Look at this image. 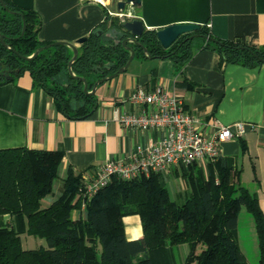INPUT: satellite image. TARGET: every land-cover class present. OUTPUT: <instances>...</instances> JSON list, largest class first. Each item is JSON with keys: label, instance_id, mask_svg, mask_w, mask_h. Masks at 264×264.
Listing matches in <instances>:
<instances>
[{"label": "trees", "instance_id": "16d2710c", "mask_svg": "<svg viewBox=\"0 0 264 264\" xmlns=\"http://www.w3.org/2000/svg\"><path fill=\"white\" fill-rule=\"evenodd\" d=\"M3 1L0 34L9 47L0 42V71H4L0 79L29 71L33 85L47 92L56 110L71 119L89 117L98 101L95 93L83 91L79 76L86 78L90 90L95 81L125 64L129 50L116 42L118 37L106 34L120 28V19L106 16L99 26L102 32L91 31L79 45L71 65L74 77L68 71L73 52L65 44L45 47L32 59L19 55H31L49 42L38 37L41 18L34 9ZM193 33L205 39L203 46L214 49L221 62L244 66L264 62V45L216 37L206 25L182 33L168 47L161 45L156 29H145L137 39L151 57L171 59L178 71L195 51L194 37L188 38ZM130 46L134 59L148 57L141 45ZM179 84L193 87L186 81ZM240 143L246 151L244 140ZM63 155L62 149L0 148V264H178L175 248L184 243L188 252L181 264H248L238 242L242 206L254 222L257 264H264V214L257 193L241 184V169L233 156L220 154L204 163L174 165L172 173L189 189L181 203L170 197L167 176L150 172L130 178L113 176L86 198L82 208L83 173L67 167L60 194L41 207V199L52 192L59 176ZM131 214L139 215L142 226V236L135 239L126 237L123 222ZM24 232L44 237L48 246L24 249L20 239Z\"/></svg>", "mask_w": 264, "mask_h": 264}, {"label": "crops", "instance_id": "0c3cea01", "mask_svg": "<svg viewBox=\"0 0 264 264\" xmlns=\"http://www.w3.org/2000/svg\"><path fill=\"white\" fill-rule=\"evenodd\" d=\"M9 1L39 14V39L73 42L78 47L76 40L98 29L106 16L120 19L117 0ZM126 13L140 18L145 29L197 23L206 25L219 38L264 45V0H141L140 5L129 7ZM204 43L203 37L194 41L191 59L178 71L171 59L153 57L136 59L138 65L130 69L133 58L124 72L98 83L97 106L89 117L81 119L68 118L56 110L47 92L33 85L29 71L13 79L6 77V81L0 79V148L62 149L58 176L61 181L57 185L61 191L60 171L65 175L67 167L90 174L106 160L124 158L158 136L154 129L122 125L118 115L140 110L141 106L127 100L136 87H161L180 95L186 108L208 128L237 120L245 122L244 135L222 141L220 154L233 156L237 164V157L242 154L240 177L247 162L250 174L244 181L250 185L241 184L257 193L264 214V62L254 66L221 62L219 54ZM182 81L193 87L179 84ZM241 139L247 146L244 152ZM173 167L164 174L172 173ZM50 194V202L58 196L53 191ZM123 222L128 239L142 236L138 214L124 216ZM177 249L184 250L183 244Z\"/></svg>", "mask_w": 264, "mask_h": 264}, {"label": "built area", "instance_id": "2783aa9c", "mask_svg": "<svg viewBox=\"0 0 264 264\" xmlns=\"http://www.w3.org/2000/svg\"><path fill=\"white\" fill-rule=\"evenodd\" d=\"M127 100L141 108L137 112H121L118 121L127 127L154 129L158 136L124 158L108 159L92 173L83 175L85 199L82 208L86 198L105 186L113 176L130 178L150 172L165 173L173 165L204 163L220 155L222 141L242 137L246 132V124L241 120L208 128L186 108L180 95L168 93L161 87L147 90L138 86Z\"/></svg>", "mask_w": 264, "mask_h": 264}, {"label": "water", "instance_id": "95a60500", "mask_svg": "<svg viewBox=\"0 0 264 264\" xmlns=\"http://www.w3.org/2000/svg\"><path fill=\"white\" fill-rule=\"evenodd\" d=\"M0 2L2 5H4L3 0H0ZM140 3H141V0H117L116 1V5H117V12L116 13H117V15L120 16V19H121L120 20L121 21L120 22V28H112L106 34L110 35L112 37H118L116 39V42L120 41L121 44L127 50H129L128 59L126 60L125 64L122 65L121 67H119L115 72L111 73L110 75H108L106 77L100 78L97 81H95L93 87L90 90H88V83H87L86 78L83 76H79L80 79L83 81V91L85 93H95L96 86L98 85L99 82L110 79V78L118 75L119 73L124 72L127 69L130 62L134 58V54H135V50L133 47L130 46V43H135V44L141 45L145 54L149 58H151V56L148 54L146 47L137 39L145 30V25H144L143 21L136 16L135 17H133V16L128 17V15H126L127 9L129 7L138 6V5H140ZM198 27H199V24H197V23H173V24H169V25H166L164 27L156 29V35H157V38H158L159 42L161 43V45L164 47H168L182 33L193 31V30L197 29ZM24 30H25V23L23 24L21 34H23ZM93 32L101 33L102 30L100 28H98V29L93 30ZM197 35H198L197 33H193V34L189 35L188 38H193ZM87 37H88V35H83V36L79 37L76 40V43L77 44L83 43L87 39ZM3 38H4L3 35L0 34V42L4 46L9 47L5 43ZM207 38L212 40V41H217V39H215L214 37H207ZM55 44H65L71 48L73 53H72L70 60L68 61V71L72 76L77 77L76 75L73 74L72 69H71L72 62L74 61V59L77 57V54H78V46L73 42H68V41H63V40L52 41V42H49L47 44H44V45L37 47L34 50V52L28 56L27 55H21L15 49H13V48H11V49L15 53H18L24 59H32L43 48L49 47V46H52ZM252 54L255 57H257L258 59L262 60V58L257 56L254 52H252Z\"/></svg>", "mask_w": 264, "mask_h": 264}, {"label": "rangeland", "instance_id": "374dc122", "mask_svg": "<svg viewBox=\"0 0 264 264\" xmlns=\"http://www.w3.org/2000/svg\"><path fill=\"white\" fill-rule=\"evenodd\" d=\"M199 37H194V41H199ZM138 61L135 59L133 60V64L131 65V68H134ZM238 158V164L237 166L241 168L242 170V154H239ZM250 174V167L248 163L245 164V171L242 174V177H240V182L249 186V183H246L245 178L246 176H249ZM60 175L64 177L63 173L60 171ZM59 178H55L54 185H53V194L55 193L56 196L60 194V191H58L57 185L59 183ZM63 181V180H62ZM167 187L169 190L170 197L175 200L178 203H181L184 201L187 193H188V187L185 184V182L182 180V178L176 176L174 173H170L166 178ZM52 194H48L45 197L41 199V207L47 206L51 199ZM73 215H76V211H73ZM21 244L24 249H30V248H38V247H47L48 243L44 237L36 236L33 234H30L28 232H24L20 234ZM238 242L240 245V249L243 252V254L246 256L248 264H257L259 261V246H258V239L257 234L254 226V222L252 219L251 214L242 206L238 212ZM183 249H177L175 248L176 253V259L178 264H181V262L184 260L185 255L188 252V245L186 243L183 244ZM200 248V247H199Z\"/></svg>", "mask_w": 264, "mask_h": 264}, {"label": "flooded vegetation", "instance_id": "af4514ba", "mask_svg": "<svg viewBox=\"0 0 264 264\" xmlns=\"http://www.w3.org/2000/svg\"><path fill=\"white\" fill-rule=\"evenodd\" d=\"M0 74H4V71H0Z\"/></svg>", "mask_w": 264, "mask_h": 264}]
</instances>
